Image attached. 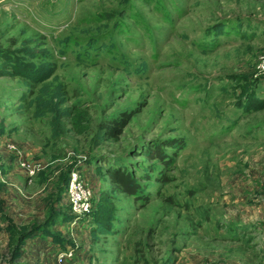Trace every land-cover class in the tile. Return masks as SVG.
Returning a JSON list of instances; mask_svg holds the SVG:
<instances>
[{
    "label": "rangeland",
    "instance_id": "rangeland-1",
    "mask_svg": "<svg viewBox=\"0 0 264 264\" xmlns=\"http://www.w3.org/2000/svg\"><path fill=\"white\" fill-rule=\"evenodd\" d=\"M263 57L264 0H0V254L264 264Z\"/></svg>",
    "mask_w": 264,
    "mask_h": 264
},
{
    "label": "trees",
    "instance_id": "trees-1",
    "mask_svg": "<svg viewBox=\"0 0 264 264\" xmlns=\"http://www.w3.org/2000/svg\"><path fill=\"white\" fill-rule=\"evenodd\" d=\"M263 108H264V101L261 100L257 102L254 110L258 111V110H262ZM125 117H126L125 119L122 118L121 122H117L116 124L113 123L114 126H109L106 129V133L108 137L116 139L122 135L123 130L125 128V124L129 116L126 115ZM155 159L164 161L163 156L159 154H158V157H156ZM109 175L111 177L112 182L115 184L118 190H121L122 192L132 197L141 195L140 185L136 182L135 178L130 173H128L126 170L112 171L109 173ZM27 239H28V236L22 235V237H20L18 241H16L15 245H11V252L9 256V262L11 264H17L19 262L20 260L19 256H20V253H22L21 247Z\"/></svg>",
    "mask_w": 264,
    "mask_h": 264
},
{
    "label": "built area",
    "instance_id": "built-area-1",
    "mask_svg": "<svg viewBox=\"0 0 264 264\" xmlns=\"http://www.w3.org/2000/svg\"><path fill=\"white\" fill-rule=\"evenodd\" d=\"M261 67L264 69V57L261 60ZM70 187V196L72 199H74L73 205L75 210L89 213L91 210V207L88 203L90 199V191L87 190V187L80 183L77 178L72 180Z\"/></svg>",
    "mask_w": 264,
    "mask_h": 264
},
{
    "label": "crops",
    "instance_id": "crops-1",
    "mask_svg": "<svg viewBox=\"0 0 264 264\" xmlns=\"http://www.w3.org/2000/svg\"><path fill=\"white\" fill-rule=\"evenodd\" d=\"M0 257L5 261V264H11L9 262L8 249L6 250V255L4 256V255L0 254ZM17 264H19V262Z\"/></svg>",
    "mask_w": 264,
    "mask_h": 264
}]
</instances>
